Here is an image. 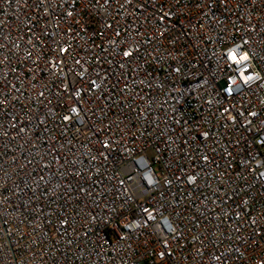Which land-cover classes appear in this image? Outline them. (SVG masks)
I'll use <instances>...</instances> for the list:
<instances>
[{
	"label": "built area",
	"instance_id": "built-area-1",
	"mask_svg": "<svg viewBox=\"0 0 264 264\" xmlns=\"http://www.w3.org/2000/svg\"><path fill=\"white\" fill-rule=\"evenodd\" d=\"M0 264H264V0H0Z\"/></svg>",
	"mask_w": 264,
	"mask_h": 264
},
{
	"label": "snow or ice",
	"instance_id": "snow-or-ice-1",
	"mask_svg": "<svg viewBox=\"0 0 264 264\" xmlns=\"http://www.w3.org/2000/svg\"><path fill=\"white\" fill-rule=\"evenodd\" d=\"M235 59V57H233Z\"/></svg>",
	"mask_w": 264,
	"mask_h": 264
}]
</instances>
